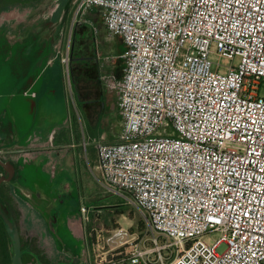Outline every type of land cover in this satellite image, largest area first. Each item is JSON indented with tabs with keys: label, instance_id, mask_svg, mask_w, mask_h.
<instances>
[{
	"label": "built area",
	"instance_id": "built-area-1",
	"mask_svg": "<svg viewBox=\"0 0 264 264\" xmlns=\"http://www.w3.org/2000/svg\"><path fill=\"white\" fill-rule=\"evenodd\" d=\"M75 6L74 23L97 10L126 46L123 77H100L118 95L123 129L97 144V169L151 233L148 243L112 231L108 260L98 235L79 264H264V0ZM62 62L69 74V52ZM91 210L81 207L83 221Z\"/></svg>",
	"mask_w": 264,
	"mask_h": 264
},
{
	"label": "crops",
	"instance_id": "crops-1",
	"mask_svg": "<svg viewBox=\"0 0 264 264\" xmlns=\"http://www.w3.org/2000/svg\"><path fill=\"white\" fill-rule=\"evenodd\" d=\"M23 4L18 1L14 6L7 5L0 11L4 12V15L15 12L14 17L4 16L5 32L14 31L9 28L17 26L18 37L13 41L14 46L18 47L20 44L28 50L27 56L35 58L30 69L18 77L15 86L10 89L4 88L0 92V141L8 137L7 131L2 130L3 125L6 124L12 130L10 135L12 140L0 142V158L10 157L18 168V179L7 180L1 190V200L4 213L13 219L10 221L14 225L19 221V228L16 227L19 233L36 239L39 258L47 261V256L53 257L54 249L55 251L58 249L56 243L52 244L48 236L54 233L49 218L57 211L60 214L68 213L58 207L60 202L65 201L66 184L63 177L65 173L72 174L75 171L76 151L81 147V126L77 117H71L69 113L70 95L74 94L75 99L78 96L86 97L92 88V93L103 98L109 110H113V106L116 105L119 111V101L113 102L114 98H118L117 93L108 89L100 77L103 73L123 77L125 61L121 56L126 46L121 38L111 36L106 29L107 34L102 38L101 52L96 53V57L87 58L79 50V57L77 59L73 57L72 76L70 82L68 81L73 93H68L65 68L62 64V59L68 52L64 54L54 46L46 49L45 40L41 44V49H38L35 42L30 46H24L32 38L33 25L29 21H23L27 10L31 9H23ZM88 19L91 22L88 27L92 28L98 23L105 26L97 10H93ZM118 39L124 49H121ZM8 58H14V53L10 52ZM6 203H9L11 208L8 209ZM37 203L41 205L54 203V206L46 204L48 207L44 205L46 208L44 209ZM76 227L78 228L79 224ZM72 234L79 238L77 243L81 251L80 261L84 255V245L75 226Z\"/></svg>",
	"mask_w": 264,
	"mask_h": 264
},
{
	"label": "rangeland",
	"instance_id": "rangeland-1",
	"mask_svg": "<svg viewBox=\"0 0 264 264\" xmlns=\"http://www.w3.org/2000/svg\"><path fill=\"white\" fill-rule=\"evenodd\" d=\"M69 1L70 0H37V2L34 3H24L23 9L31 8L32 10H27L23 21H29L30 24L33 25L32 38L29 39L24 46H30L35 42L36 45H38V49H41V44L43 40H45L44 46L46 49L54 46L56 49L63 51L64 54L69 52V74L66 72V65H64L63 62L62 64L64 65L66 73V91H68V93H73L68 85L73 71V57L74 59L79 57V50H81V54L83 52L87 58L96 57V53L101 52L102 38L107 34V31L105 26L99 23L92 28L83 24V21L81 23H74L76 6L72 4L71 8L66 10L65 8ZM16 2H18V0H0V7L9 4L14 6ZM1 10H3V8H1L0 11ZM0 16L14 17L15 12L13 11L8 15H4V12H0ZM28 17L30 18L28 19ZM10 29L14 31L2 32L1 35L4 33L3 38H0V92L4 90V88L10 89L15 86V84L18 83V77L20 78L30 69L35 59L34 57L27 56L26 53L28 50H25L20 44L18 47L14 46L13 41L18 37V28L16 26L10 27L9 30ZM117 41L121 49H124L121 41L119 39ZM10 52L14 53V58H8ZM91 77L93 78L92 75ZM93 85L95 86V84ZM91 89L92 88H90L86 97H84L83 101H86V103L83 107H79L74 94L70 95L69 113L71 117H77L79 126H81L82 139L81 147L76 151V169L72 174L65 173L63 177L64 184H66L65 201L60 202L58 207L68 211V213L60 214L57 211L49 218L54 233L48 236L52 244L53 242L56 243L58 249H56V251L54 249L53 257L51 256L48 258L47 256V261H39L40 263L38 261H32V258L29 259L27 257L28 252L26 248L28 246L31 247V245L32 248L33 246L37 247L36 239L26 237L22 234L20 238L24 250L23 254L25 253L24 264H68V261L72 264H79L81 251L71 248L77 242L79 243L78 240L72 238L71 232L74 226L77 234L81 235L80 239L84 246L86 243L89 246L92 242L96 243L98 235H101V239L104 238V241L100 242V249L97 252V254H101L103 260H108L110 258L106 251L108 249L106 240L111 235L112 231L116 229L124 228L133 233L135 237H139L140 241L143 242L145 240L148 243L150 242L148 239L151 238V233L145 223L142 213L134 207L125 205V200L121 199L118 194L110 191V186L106 183L101 171L96 167L98 165L97 144L114 143L118 141L123 129V119L116 105L113 106V110H109L103 98L101 99V97L95 96ZM262 94L264 95V92ZM117 101H119L117 97L113 99V102ZM2 130L8 133V137L2 139V141H11V128H8L5 124ZM1 160L11 161L10 157H5V159ZM3 187L4 185H1V190ZM37 204L44 209H46L44 207L46 204H49L48 206H54V203ZM82 205L92 209L91 215L86 221H83L80 217ZM120 206L124 208L123 210L126 212L125 215L116 214ZM69 213L72 214L69 215ZM75 216L78 218H75ZM77 224H79L78 228L76 227ZM220 238L221 234L214 233L206 235L204 241L209 246H213ZM9 240L11 256L14 260L12 264H15L16 248L14 239L10 233ZM78 243L77 246L79 247ZM104 247L105 249H103ZM82 248L83 246L81 249ZM226 249L227 245L224 243L218 247L217 252L222 254ZM84 258L85 255L82 256L81 260L84 261L86 259ZM90 261H94L92 249L90 250ZM84 262H89V260H85Z\"/></svg>",
	"mask_w": 264,
	"mask_h": 264
},
{
	"label": "trees",
	"instance_id": "trees-1",
	"mask_svg": "<svg viewBox=\"0 0 264 264\" xmlns=\"http://www.w3.org/2000/svg\"><path fill=\"white\" fill-rule=\"evenodd\" d=\"M18 1H21V2H23V3H33V2H37V0H18ZM84 97H82V96H78L77 97V103H78V105H79V107L81 106V107H83V105L85 104L84 103ZM118 141H119V139H118ZM118 141H116V142H118ZM116 142H114V143H116ZM109 143V142H108ZM7 204V206H8V209L9 208H11L10 207V205H9V203H6ZM6 206V207H7ZM124 208L122 207V206H120V208L118 207V209H117V213L116 214H118V215H125L126 214V212L123 210ZM11 214V213H10ZM14 220H15V218H14ZM19 220V219H18ZM15 225H16V227H18L19 228V221L17 222H15ZM0 246H1V254H2V257H3V259H4V264H9L10 262H11V248H10V240H9V232H8V230H7V228H6V226H5V224L3 223V221L1 220V218H0ZM34 243V242H33ZM70 247V246H69ZM78 246H77V243L73 246V247H71V248H75L76 250L78 249L77 248ZM37 247H35V246H33V248H32V245H31V247L30 246H28L27 248H26V251L28 252L27 253V257L30 259V258H33V257H35V256H37V257H40V252L36 249ZM22 250H23V246H22ZM24 251V250H23ZM24 255H25V253L23 254V258H24ZM39 262V261H38ZM40 263V262H39Z\"/></svg>",
	"mask_w": 264,
	"mask_h": 264
},
{
	"label": "water",
	"instance_id": "water-1",
	"mask_svg": "<svg viewBox=\"0 0 264 264\" xmlns=\"http://www.w3.org/2000/svg\"><path fill=\"white\" fill-rule=\"evenodd\" d=\"M72 0H70L66 5V10L69 8ZM0 165H2L12 176L14 173V166L11 163H4L0 159ZM11 176V177H12ZM9 179H6L5 177L0 178V186L2 183L6 182ZM0 218L5 224L8 232L12 235L14 242H15V248H16V257H15V264H24L23 262V250H22V243L21 238L19 235V232L16 228V226L10 221V219L7 217V215L1 210L0 207Z\"/></svg>",
	"mask_w": 264,
	"mask_h": 264
},
{
	"label": "flooded vegetation",
	"instance_id": "flooded-vegetation-1",
	"mask_svg": "<svg viewBox=\"0 0 264 264\" xmlns=\"http://www.w3.org/2000/svg\"><path fill=\"white\" fill-rule=\"evenodd\" d=\"M75 1L76 0H72V2H71V4H70V6H69V8L68 9H70L71 8V6H72V4H75ZM9 6H11V4H9ZM1 8H5V6H1L0 7V9ZM5 17H2V16H0V38H3V34L5 33V26L3 25V19H4ZM2 32H4L2 35H1V33ZM16 45H18V42L16 43ZM0 159H2V158H0ZM2 162H4V163H11L13 166H14V173H13V176L2 166V165H0V178L1 177H5L6 179H9V178H12V180L13 179H18V168L17 167H15V164L12 162V161H8V160H3ZM12 176V177H11ZM11 180V181H12ZM7 182V181H6ZM6 182H4V183H2V185H4ZM0 207L2 208L1 210H3V212H5V210H4V205H3V201L1 200V186H0ZM10 220H13V219H11L10 217H9V215L7 216ZM14 222V221H13ZM71 234H72V232H71ZM19 235H21V234H19ZM72 238H74V239H76V240H79V238L78 237H76L74 234H72ZM1 238V237H0ZM71 238V239H72ZM0 257H1V261H0V264H4V259H3V257H2V254H1V246H0ZM12 261H14L13 259H12V256H11V262L9 263V264H12ZM25 260H24V258H23V262H24ZM32 261H44V260H42V258H39V257H37V256H35V257H33L32 258ZM68 264H72L70 261H68Z\"/></svg>",
	"mask_w": 264,
	"mask_h": 264
}]
</instances>
